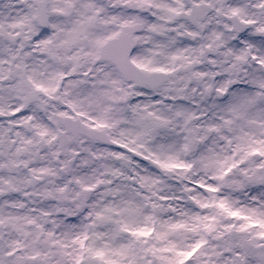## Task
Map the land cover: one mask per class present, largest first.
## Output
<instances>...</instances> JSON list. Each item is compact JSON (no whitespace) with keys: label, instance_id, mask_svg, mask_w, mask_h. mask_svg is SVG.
<instances>
[{"label":"snow or ice","instance_id":"obj_1","mask_svg":"<svg viewBox=\"0 0 264 264\" xmlns=\"http://www.w3.org/2000/svg\"><path fill=\"white\" fill-rule=\"evenodd\" d=\"M0 264H264V0H0Z\"/></svg>","mask_w":264,"mask_h":264}]
</instances>
